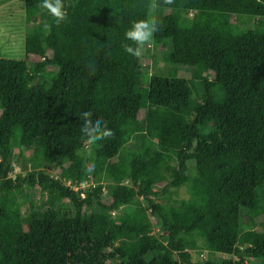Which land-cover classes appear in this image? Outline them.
<instances>
[{"label":"trees","instance_id":"1","mask_svg":"<svg viewBox=\"0 0 264 264\" xmlns=\"http://www.w3.org/2000/svg\"><path fill=\"white\" fill-rule=\"evenodd\" d=\"M41 3L24 0L25 59L0 58V264H264V2L64 0L59 25ZM152 16L156 51L125 52ZM160 48L170 73L149 75ZM85 111L114 136L86 146ZM183 228L206 229L227 258L195 260Z\"/></svg>","mask_w":264,"mask_h":264},{"label":"rangeland","instance_id":"2","mask_svg":"<svg viewBox=\"0 0 264 264\" xmlns=\"http://www.w3.org/2000/svg\"><path fill=\"white\" fill-rule=\"evenodd\" d=\"M193 17V13L191 14ZM195 20V19H194ZM234 18L232 17V21ZM195 28H197V21L195 20ZM32 22H28L25 16V7L24 0H0V58L6 59H16V60H24L25 59V37L28 33L32 32ZM151 44H147L144 46L142 50V54H148L149 52L156 51L155 48ZM152 50V51H151ZM159 58L158 65H154L156 69L153 67V61L151 57H145L143 59V65L148 71L149 75H151L157 69L166 70V73H170L168 71V65L163 63V54L164 50L162 48L159 49ZM31 61H36L37 57L31 56ZM178 68V67H176ZM177 72H174L177 76L180 77H191V72L189 69L178 68ZM173 74V75H174ZM199 91L193 88V98H199ZM21 150L16 148L15 156L13 158L14 165L16 166V170L19 171V168L26 174L27 173V163L24 162L21 158H19V154ZM33 155L32 152H26L25 158L26 160L30 159ZM29 167V166H28ZM160 188V187H159ZM25 192L20 199L23 201L25 199ZM35 196L38 201V207L41 206L42 202L46 198L45 193L41 192L39 188H36L31 191V196ZM168 196L167 198H169ZM188 198V194L186 193V189H180L176 193L173 191L172 196L169 198L171 201H177ZM166 198L161 197L158 201H165ZM30 205H26L23 208V212H27ZM67 206H69L67 204ZM70 208V207H69ZM247 213L245 210L242 211L243 216ZM154 225V233L158 232V224L156 220L152 219ZM256 228L264 231V216H260L256 220ZM253 228L252 220L249 217L243 218V229L241 234H243L247 230H251ZM112 229V227H110ZM185 247L193 252L194 259L198 260L202 257H208L210 253H215L216 258L220 259L221 257L227 258L223 256L221 253L220 243L216 240H213L206 229L199 228H183L181 233ZM222 259V258H221ZM236 259H239L238 257ZM235 259V260H236ZM248 264H256L253 259H247Z\"/></svg>","mask_w":264,"mask_h":264},{"label":"clouds","instance_id":"3","mask_svg":"<svg viewBox=\"0 0 264 264\" xmlns=\"http://www.w3.org/2000/svg\"><path fill=\"white\" fill-rule=\"evenodd\" d=\"M264 2V0H258V3ZM174 0H163V4L171 5ZM40 8L45 9L52 17L55 18V22L59 25L68 19V12L64 0H42L39 5ZM160 7L156 0L150 4V8L156 9ZM159 30V24L157 19L152 16L147 19L135 21L132 27L125 33V38L131 41L132 44H123L122 47L125 52L130 55L139 57L142 54V50L145 45L150 44L153 40L154 34ZM135 45V47L133 46ZM90 68L93 66L90 64ZM94 70V69H93ZM80 119L83 121L82 133L86 137L85 145L90 146L98 141H102L114 136V132L107 127V122L100 118L92 119V113L85 111L81 114ZM95 169L94 162H88L84 166L86 173L91 174ZM89 183V182H82ZM83 191V190H81Z\"/></svg>","mask_w":264,"mask_h":264},{"label":"built area","instance_id":"4","mask_svg":"<svg viewBox=\"0 0 264 264\" xmlns=\"http://www.w3.org/2000/svg\"><path fill=\"white\" fill-rule=\"evenodd\" d=\"M93 185L92 182L89 183H77V182H68L67 186H69L73 191H75L76 193H79L81 190H86L89 187H91ZM82 197H85L84 194L81 195Z\"/></svg>","mask_w":264,"mask_h":264}]
</instances>
